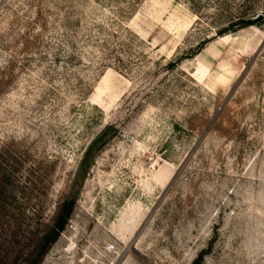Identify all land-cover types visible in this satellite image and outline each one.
<instances>
[{"label": "rangeland", "instance_id": "1", "mask_svg": "<svg viewBox=\"0 0 264 264\" xmlns=\"http://www.w3.org/2000/svg\"><path fill=\"white\" fill-rule=\"evenodd\" d=\"M73 197L40 264H264V0H0V264Z\"/></svg>", "mask_w": 264, "mask_h": 264}, {"label": "trees", "instance_id": "2", "mask_svg": "<svg viewBox=\"0 0 264 264\" xmlns=\"http://www.w3.org/2000/svg\"><path fill=\"white\" fill-rule=\"evenodd\" d=\"M261 21L259 18L250 21L246 24H244L243 27H249L253 26L259 23ZM113 130V127H108L105 129L99 137H97L90 146L88 147L83 160L80 164L79 173L77 176H80V174H84L87 171V166L90 164V160L92 157H94L96 154H98L101 149L105 146V139L108 136L109 132ZM76 198H67L63 201L62 206L59 208L58 216L54 222L53 227L51 230L46 234L42 242L38 244V246L31 252L30 256L26 259L24 264H40L42 261V258L44 254L47 252L50 245L57 240L60 233L65 229L69 219L71 218L73 211H74V205H75ZM204 256V255H203ZM202 257V256H201ZM201 257H199V261L201 260Z\"/></svg>", "mask_w": 264, "mask_h": 264}]
</instances>
